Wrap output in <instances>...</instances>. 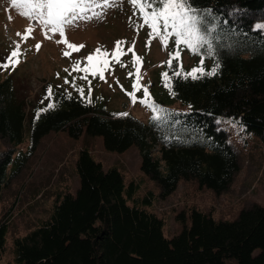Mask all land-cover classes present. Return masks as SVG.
Wrapping results in <instances>:
<instances>
[{
    "label": "trees",
    "instance_id": "obj_1",
    "mask_svg": "<svg viewBox=\"0 0 264 264\" xmlns=\"http://www.w3.org/2000/svg\"><path fill=\"white\" fill-rule=\"evenodd\" d=\"M204 15L211 32L213 54L202 48L205 72L193 80L173 77L171 103L151 99L167 110L163 120H146L128 111L109 112L102 99L82 102L56 88L46 101L29 111L15 93L10 78L0 80V138L10 148L1 154L0 186L18 176L51 132L72 139L83 133L100 137L110 153L136 147L142 173L160 188L165 199L180 181L225 192L239 171L238 155L219 128L217 117L242 126L264 145V31L255 29L254 13L264 12V0H190ZM176 61H173V68ZM185 72L190 71L183 67ZM172 69L165 64L161 73ZM55 105L47 111L48 104ZM127 113V116L116 114ZM28 137L25 151L17 147ZM75 193L59 194L49 216L13 241L18 264H264V204L239 211L234 219H215L191 207L177 220L188 225L167 239L163 220L150 210L152 191L139 195V182H125L115 167L104 169L86 148L77 153ZM8 222L0 219V260Z\"/></svg>",
    "mask_w": 264,
    "mask_h": 264
},
{
    "label": "rangeland",
    "instance_id": "obj_2",
    "mask_svg": "<svg viewBox=\"0 0 264 264\" xmlns=\"http://www.w3.org/2000/svg\"><path fill=\"white\" fill-rule=\"evenodd\" d=\"M96 12L100 13L98 17L93 15L92 19L77 21L76 25L66 29L69 42L84 45L79 52H72L68 58L62 55L67 50L66 46L56 43L60 39L59 35L45 39L39 26L34 28L26 42L23 41L17 33L25 32L29 20L18 14L10 0H0V63L6 61L17 43L22 52L20 62L14 69L10 67L0 70V80L11 79L17 97L24 99L28 111L36 104L46 101L45 91L51 86L82 102L89 103L85 98L90 101L102 99L106 111H128L135 117L146 120L150 113L148 108L139 102L131 103L128 95L121 89L122 85L128 92L133 90L135 77L128 75L135 71L130 63L132 53L122 56L121 61L125 67L112 64V70L105 72L106 81L89 75V85L87 81L80 79L84 73L72 70L76 61H83L98 47L111 52L117 41H124L123 50L127 52L135 42L134 51L143 60L140 67L141 85L148 88L151 99L164 100L171 107L182 110L179 103H171L161 75L175 45L170 41L168 47L164 48L159 38L152 39L149 36L150 29L147 26L138 27L142 20L128 0H110L108 7L98 8ZM253 15V27L258 29L256 25H264V12ZM260 30L264 31V28ZM146 42L150 46L146 47ZM37 43L41 44L39 50L35 48ZM180 59L187 69L196 66L195 58L186 49L181 48ZM65 79L69 83H65ZM77 88L84 89L85 98L81 97ZM136 95L142 98L143 90ZM216 122L226 132L227 141L239 160V171L231 185L218 195L207 188H198L195 181L183 180L171 195L162 199L159 197L160 188L157 184L142 173L136 147L121 154L110 153L104 149L100 137H88L83 133L78 139H72L66 132H51L44 136L18 176L11 179L8 185L0 186V219L8 222L0 264H18L14 260V239L31 231L41 220L47 218L59 194L75 193L78 187L75 162L77 153L82 148L88 149L104 169L117 168L126 183L130 180L139 182V195L147 191L153 192L154 200L150 210L163 220V235L167 239L179 233L184 225H188L187 218L185 223H181L177 216L184 212L186 217L191 207L210 213L215 219H234L243 208L253 204L263 205V143L257 136L245 133L235 121L217 117ZM27 144L26 135L17 150L25 151ZM9 148L10 145L0 138V158Z\"/></svg>",
    "mask_w": 264,
    "mask_h": 264
},
{
    "label": "snow or ice",
    "instance_id": "obj_3",
    "mask_svg": "<svg viewBox=\"0 0 264 264\" xmlns=\"http://www.w3.org/2000/svg\"><path fill=\"white\" fill-rule=\"evenodd\" d=\"M109 2L110 0H10L12 7L17 10L18 14L30 22L25 32L17 33V35L26 42L36 26L41 28L45 39H52L54 36L59 35L60 39L56 43L66 46L67 50L63 51L62 55L68 58L71 57L72 52H79L84 45L69 42L66 29L69 26L76 25L77 21L90 20L93 15L98 17L100 13L96 12V9L108 7ZM128 2L140 15L142 24L138 27L147 26L150 29L149 36L152 39L159 38L164 48L168 47L170 41L175 45L174 51L169 54V60L165 62L168 68L172 69V76L167 71L161 74L164 86L169 89L171 94H175L172 92L173 77L196 80L205 74H215V69L212 72H205L203 56L200 64L188 72L183 70L180 59L181 48L194 55H201L200 50L207 46L205 48L207 54H213L211 32L215 31V26L205 27L203 19L204 15H210V12L201 14L192 6L190 0H128ZM256 27L260 29L264 28V25H256ZM124 43V41H117L111 52L102 50L99 47L96 48L83 61H76L72 66V70L84 73L80 79L87 81L89 85L91 84V81L88 80L89 75L94 78L98 76L99 79L106 81L105 72L112 70V64H120L121 67H125L126 65L121 61L122 56L132 53L130 63L135 71L129 72L128 75L129 77H135L132 84L133 90L128 92L122 85L121 89L128 95L131 103L136 104L139 102L142 106L148 108L153 113L152 119L154 121L163 120L167 115V110L157 106L151 100L148 88L140 83L142 79L140 67L143 60L134 51L135 42H133L132 47L127 49V52L123 50ZM147 46H150L148 42H146ZM40 47V43L35 45L37 50ZM21 55L20 44L17 43L6 61L0 63V70H7L10 67L14 69L19 64ZM173 61H176L175 68H173ZM81 64L84 66L81 67ZM65 71H68V69H65ZM65 83H69V81L65 79ZM141 90H143V97L139 98L136 93ZM77 91L82 98H85L83 88H77ZM90 95L91 88L89 87V97ZM51 96L52 89L49 86L48 97ZM85 99H88L89 103L91 102L89 98ZM54 107V104L49 103L46 109L38 111L37 118L40 111H47ZM116 115L127 116L128 114L119 113Z\"/></svg>",
    "mask_w": 264,
    "mask_h": 264
}]
</instances>
